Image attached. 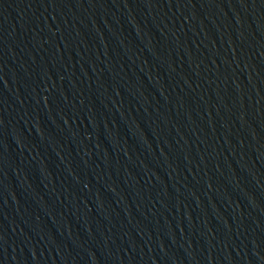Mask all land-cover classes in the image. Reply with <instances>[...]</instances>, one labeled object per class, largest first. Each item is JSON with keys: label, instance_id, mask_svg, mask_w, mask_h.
Returning <instances> with one entry per match:
<instances>
[{"label": "water", "instance_id": "95a60500", "mask_svg": "<svg viewBox=\"0 0 264 264\" xmlns=\"http://www.w3.org/2000/svg\"><path fill=\"white\" fill-rule=\"evenodd\" d=\"M0 264H264V0H0Z\"/></svg>", "mask_w": 264, "mask_h": 264}]
</instances>
